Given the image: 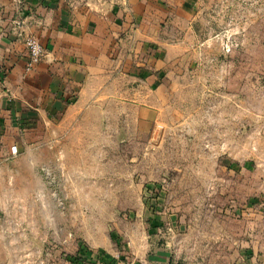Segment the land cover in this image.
Listing matches in <instances>:
<instances>
[{"label": "rangeland", "instance_id": "rangeland-1", "mask_svg": "<svg viewBox=\"0 0 264 264\" xmlns=\"http://www.w3.org/2000/svg\"><path fill=\"white\" fill-rule=\"evenodd\" d=\"M196 6L159 122L82 177L95 191H65L28 131L0 123V264H77L83 235L126 263L264 264V0Z\"/></svg>", "mask_w": 264, "mask_h": 264}, {"label": "crops", "instance_id": "crops-1", "mask_svg": "<svg viewBox=\"0 0 264 264\" xmlns=\"http://www.w3.org/2000/svg\"><path fill=\"white\" fill-rule=\"evenodd\" d=\"M197 1L0 0V123L28 131L29 153L43 150L65 191H95L82 177H107L121 144L159 122L167 70L190 48ZM29 35L46 52L28 70ZM92 238L83 235L93 252L84 264H134L111 252L112 241Z\"/></svg>", "mask_w": 264, "mask_h": 264}, {"label": "built area", "instance_id": "built-area-1", "mask_svg": "<svg viewBox=\"0 0 264 264\" xmlns=\"http://www.w3.org/2000/svg\"><path fill=\"white\" fill-rule=\"evenodd\" d=\"M25 44L28 48L29 54V61L27 65V69L29 70L35 64L43 60L46 51L41 41L33 35H29L28 37H26ZM11 154L13 156L18 154V147L16 145H13L11 147Z\"/></svg>", "mask_w": 264, "mask_h": 264}, {"label": "trees", "instance_id": "trees-1", "mask_svg": "<svg viewBox=\"0 0 264 264\" xmlns=\"http://www.w3.org/2000/svg\"><path fill=\"white\" fill-rule=\"evenodd\" d=\"M83 247V246H82ZM82 250V248L78 251L79 253H78V255H77V257H73L72 258V261L73 262H76L77 261V264H84V263H86V262H88V260H90L91 262L93 261L92 260V258L89 256V253H93L91 250H88V249H85L84 251L85 252H83V251H81ZM91 251V252H90ZM79 256V257H78ZM107 257V255H106V252L104 251V250H99L98 252H97V259H100V260H102L103 259V257ZM91 258V259H90ZM71 259V258H70ZM103 262L105 261V260H102Z\"/></svg>", "mask_w": 264, "mask_h": 264}]
</instances>
